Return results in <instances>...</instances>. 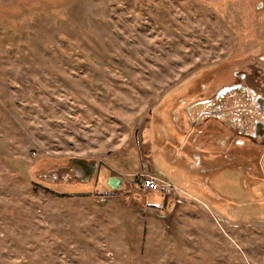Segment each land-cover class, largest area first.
I'll use <instances>...</instances> for the list:
<instances>
[{"label": "rangeland", "instance_id": "rangeland-1", "mask_svg": "<svg viewBox=\"0 0 264 264\" xmlns=\"http://www.w3.org/2000/svg\"><path fill=\"white\" fill-rule=\"evenodd\" d=\"M259 67L264 0H0V264H264L262 147L177 124Z\"/></svg>", "mask_w": 264, "mask_h": 264}, {"label": "flooded vegetation", "instance_id": "flooded-vegetation-1", "mask_svg": "<svg viewBox=\"0 0 264 264\" xmlns=\"http://www.w3.org/2000/svg\"><path fill=\"white\" fill-rule=\"evenodd\" d=\"M226 78L228 84L221 86L217 91H212L211 85L206 86L203 92L207 94L199 95L183 107L185 117L198 128L204 126L210 129L214 123L215 132L222 129L231 137L234 134L246 138L245 141L250 146L259 144L264 154V69L259 67L256 73L237 69L229 76L226 75ZM232 98L244 105L241 110H236L240 113L234 111V114L241 115L229 121V117H226V107ZM91 163L87 162L86 169L79 166L77 173L86 175Z\"/></svg>", "mask_w": 264, "mask_h": 264}, {"label": "crops", "instance_id": "crops-1", "mask_svg": "<svg viewBox=\"0 0 264 264\" xmlns=\"http://www.w3.org/2000/svg\"><path fill=\"white\" fill-rule=\"evenodd\" d=\"M187 121H189L187 123V128L190 129L188 131L185 128ZM177 122H178L177 123L178 129L182 132H185L186 135L185 139L181 144L185 145V147L188 148L189 153H191L190 155H194L195 153L196 154L200 153L202 149L207 150L208 148H217L218 145L229 146L228 150H230L233 148L232 145L235 144L236 141H239L237 136L233 134L231 137L228 133H226L222 129H219L218 131L215 132L214 123L210 129H207L204 126L202 128H198V126H195L193 123L190 122L188 118L186 119V117L185 118L179 117L177 119ZM228 150L227 149L223 150V152H227ZM168 182L171 183L170 181ZM183 193H187V192L183 190Z\"/></svg>", "mask_w": 264, "mask_h": 264}, {"label": "built area", "instance_id": "built-area-1", "mask_svg": "<svg viewBox=\"0 0 264 264\" xmlns=\"http://www.w3.org/2000/svg\"><path fill=\"white\" fill-rule=\"evenodd\" d=\"M140 185L143 191L161 192L168 195H175L178 193L177 188L173 184L159 178L155 174L141 175Z\"/></svg>", "mask_w": 264, "mask_h": 264}, {"label": "water", "instance_id": "water-1", "mask_svg": "<svg viewBox=\"0 0 264 264\" xmlns=\"http://www.w3.org/2000/svg\"><path fill=\"white\" fill-rule=\"evenodd\" d=\"M72 163L78 165V166H81L83 167L84 169L87 168V162L85 160H82V159H74L72 160ZM96 170H97V164L96 163H91L90 164V168L88 170V172L86 173V178H85V181H88L92 176L95 175L96 173ZM108 183L116 188L118 186V184L120 183V181L118 179H115V178H111L109 179Z\"/></svg>", "mask_w": 264, "mask_h": 264}]
</instances>
